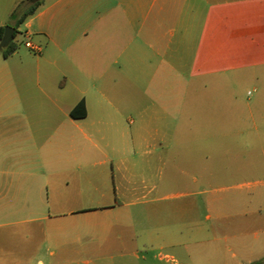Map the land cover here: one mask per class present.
I'll list each match as a JSON object with an SVG mask.
<instances>
[{
    "label": "crops",
    "instance_id": "crops-1",
    "mask_svg": "<svg viewBox=\"0 0 264 264\" xmlns=\"http://www.w3.org/2000/svg\"><path fill=\"white\" fill-rule=\"evenodd\" d=\"M18 31L41 51L0 58V264L264 258L258 195L209 189L223 135L159 107L264 56V0H39Z\"/></svg>",
    "mask_w": 264,
    "mask_h": 264
},
{
    "label": "rangeland",
    "instance_id": "rangeland-1",
    "mask_svg": "<svg viewBox=\"0 0 264 264\" xmlns=\"http://www.w3.org/2000/svg\"><path fill=\"white\" fill-rule=\"evenodd\" d=\"M37 1L15 0L10 9L1 10L3 27H12ZM14 43L19 51H27L25 38L20 32L16 34ZM1 55L0 51V58ZM222 67L227 72L217 86L209 81L207 89L199 87V83L190 89H177L176 105L166 104L167 98H162L160 116H208L209 135L211 132L223 135L217 140L211 137L208 140L209 147L218 149L217 162L223 166L222 171H218V175L222 174L218 176L217 183L209 189L224 197L242 190L253 192L258 195L264 213V56L225 58ZM124 113L122 116H136ZM243 183L244 186H239ZM214 245L208 243L207 247L210 249ZM226 245L231 246L230 241ZM157 257L164 261L152 260L150 264H200L196 252L190 260L168 252H161Z\"/></svg>",
    "mask_w": 264,
    "mask_h": 264
},
{
    "label": "trees",
    "instance_id": "trees-1",
    "mask_svg": "<svg viewBox=\"0 0 264 264\" xmlns=\"http://www.w3.org/2000/svg\"><path fill=\"white\" fill-rule=\"evenodd\" d=\"M39 6V1L35 2L34 4H32L29 9L23 13L22 18L19 19L18 21L16 20V23L13 25V28L15 29L14 31V38L16 36L17 33H19L18 31V27L29 17L32 16L37 8ZM11 17H14V15H11ZM5 28L4 27H0V38L2 37L3 33H4ZM14 38L13 40L8 44V46L6 48H4L1 53L3 55V57H8L9 55H11L16 49L17 46L14 43ZM70 116L72 118L78 119V118H83L84 116H86V109H85V104L83 102H80L78 105H76L73 110L70 113ZM252 264H264V258L252 263Z\"/></svg>",
    "mask_w": 264,
    "mask_h": 264
},
{
    "label": "water",
    "instance_id": "water-1",
    "mask_svg": "<svg viewBox=\"0 0 264 264\" xmlns=\"http://www.w3.org/2000/svg\"><path fill=\"white\" fill-rule=\"evenodd\" d=\"M31 1L33 2L34 0ZM14 31L15 29L13 27L5 28L4 33L0 39V51L6 48L8 44L13 40Z\"/></svg>",
    "mask_w": 264,
    "mask_h": 264
},
{
    "label": "built area",
    "instance_id": "built-area-1",
    "mask_svg": "<svg viewBox=\"0 0 264 264\" xmlns=\"http://www.w3.org/2000/svg\"><path fill=\"white\" fill-rule=\"evenodd\" d=\"M25 47L28 48L29 50H31L33 53H36V54L40 53V51H41L40 46H36L30 42H25Z\"/></svg>",
    "mask_w": 264,
    "mask_h": 264
}]
</instances>
